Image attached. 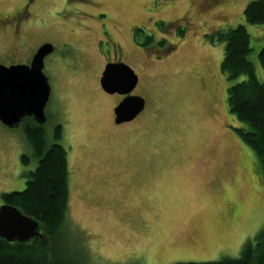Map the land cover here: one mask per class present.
I'll return each instance as SVG.
<instances>
[{
	"label": "rangeland",
	"instance_id": "obj_1",
	"mask_svg": "<svg viewBox=\"0 0 264 264\" xmlns=\"http://www.w3.org/2000/svg\"><path fill=\"white\" fill-rule=\"evenodd\" d=\"M253 1L0 0V63L23 61L46 42L69 65L43 70L52 91L44 134L51 140L61 127L69 170L64 242L76 261H219L239 256L264 229V179L234 132L226 95L235 82L220 70L224 43L216 36L245 26L264 83L257 62L264 26L242 16ZM25 4L32 16L20 28ZM106 53H122L139 78L133 95L146 99L140 118L118 130L116 101L98 85ZM31 157L21 130L0 123V195L24 189Z\"/></svg>",
	"mask_w": 264,
	"mask_h": 264
},
{
	"label": "trees",
	"instance_id": "obj_2",
	"mask_svg": "<svg viewBox=\"0 0 264 264\" xmlns=\"http://www.w3.org/2000/svg\"><path fill=\"white\" fill-rule=\"evenodd\" d=\"M242 16L248 26H264V0L248 4ZM216 36L224 43L220 70L229 82H235L228 87L226 95L228 111L237 125L234 132L258 160L264 179V83L256 77L249 59L251 36L243 25ZM257 62L264 73V46L257 54ZM59 128L53 130L55 138L49 140L43 127L26 119L22 122L20 130L35 167L25 174L22 191L0 195V206H12L37 222L42 238L25 244L0 240V264H82L67 252L64 242L69 170L66 151L58 144V137L62 136ZM20 160L23 165L29 164L26 156ZM240 251L239 256L219 261L176 264H264V229Z\"/></svg>",
	"mask_w": 264,
	"mask_h": 264
},
{
	"label": "water",
	"instance_id": "obj_3",
	"mask_svg": "<svg viewBox=\"0 0 264 264\" xmlns=\"http://www.w3.org/2000/svg\"><path fill=\"white\" fill-rule=\"evenodd\" d=\"M53 47L39 48L29 66L0 65V123L9 128H18L21 120L31 117L38 125L45 123L44 108L48 102L50 88L43 75V60L51 54ZM138 78L124 64L106 66L100 80L107 94H119L125 98L114 109L115 123L132 121L144 108V100L130 96ZM40 226L9 205L0 206V240L6 243H29L41 239Z\"/></svg>",
	"mask_w": 264,
	"mask_h": 264
},
{
	"label": "flooded vegetation",
	"instance_id": "obj_4",
	"mask_svg": "<svg viewBox=\"0 0 264 264\" xmlns=\"http://www.w3.org/2000/svg\"><path fill=\"white\" fill-rule=\"evenodd\" d=\"M28 3H30V0H28ZM30 7V5H28V4H25V6L23 7V9H21V11L19 12V14L18 15H23L22 16V18H24V19H22L19 23V27L21 28V26H24L25 25V23L27 22V20L32 16V14L30 13V11H29V8ZM25 11V12H24ZM16 18V16L14 15V19ZM21 19V18H20ZM17 32V31H16ZM19 35H21V32H19ZM16 38V36L15 37H13V39H15ZM44 45H51L52 47H53V51H52V53L51 54H49L48 56H46L45 58H44V60H43V70L44 69H46V65L49 63V62H53V64H54V61H56V62H60V64H62V65H66L67 66V68H69V65H67L66 63H65V61H64V59H63V55H62V53H58V51L56 50V47L55 46H53L52 44H50V43H40L39 45H37L36 47H34V48H32L31 50H30V52H28L27 53V55L25 56V59H23V61L21 60V61H15L16 63H13V64H7V63H0V65L1 66H5V67H10V66H17V65H21V66H29L30 65V63H31V61H32V58L34 57V55L36 54V52H37V50L39 49V48H41L42 46H44ZM119 45V44H118ZM117 46V45H116ZM120 46V45H119ZM122 55V53H106V55H103V58H104V64L102 65V71L100 72V77H99V81H98V85H99V88H100V91H101V93H102V95L104 96V97H106V98H114V100L116 101L115 102V104L112 106V108H111V123H112V125H113V127L115 128V129H122V128H125L126 126H129V125H131L132 123H134L135 121H137L139 118H140V116L145 112V109H146V99H144V97H142L141 95H137V94H135V95H133L134 94V91L130 94V96H139V97H141L143 100H144V108H143V110H142V112L140 113V114H138L132 121H130V122H124V123H121V124H116L115 123V116H114V109L118 106V104L125 98V96H121V95H119V94H112V95H110V94H107L106 92H104L103 90H102V88H101V85H100V80H101V78H102V76H103V73H104V71H105V68H106V66L107 65H109V64H124V65H128L124 60L123 61H120V60H122V59H119L120 58V56ZM54 56H57L56 58L58 59V57H62V59L60 60V58L58 59V60H60V61H57V60H54L55 59V57ZM64 63V64H63ZM53 64H49L51 67H49V68H52V66H53ZM59 64V63H58ZM43 72V71H42ZM137 78H138V76H137ZM47 79V78H46ZM138 80H139V78H138ZM47 82H48V79H47ZM137 84H138V82H137ZM48 85H49V83H48ZM49 88H50V86H49ZM136 88H137V85H136ZM135 88V89H136ZM134 89V90H135ZM51 88H50V95H49V99H48V102H47V104H46V106H45V108H44V117H45V123L43 124V125H38L31 117H25V118H23L22 120H21V123H20V125H19V127L18 128H16V129H20L21 128V125H22V122H23V120L24 119H26V120H28V121H30V122H32V124H34V125H36V126H39V127H43V128H45V126H46V124L47 123H49V121H48V111H47V107H48V104H49V102H50V99H51ZM57 127H60V125H55L54 126V128H52L51 129V132L53 131V129H57ZM61 128V127H60ZM9 130H11V129H9ZM51 135H52V137H51V139L52 138H55V136H54V134H53V132L51 133ZM60 140H62V139H60ZM69 150L71 151L72 150V146H70V148H69Z\"/></svg>",
	"mask_w": 264,
	"mask_h": 264
}]
</instances>
